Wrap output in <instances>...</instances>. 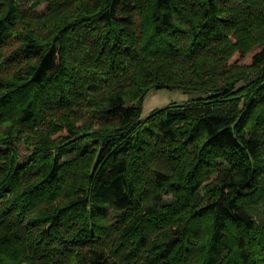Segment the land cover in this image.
<instances>
[{"label":"trees","instance_id":"16d2710c","mask_svg":"<svg viewBox=\"0 0 264 264\" xmlns=\"http://www.w3.org/2000/svg\"><path fill=\"white\" fill-rule=\"evenodd\" d=\"M0 264H264V0H0Z\"/></svg>","mask_w":264,"mask_h":264},{"label":"rangeland","instance_id":"374dc122","mask_svg":"<svg viewBox=\"0 0 264 264\" xmlns=\"http://www.w3.org/2000/svg\"><path fill=\"white\" fill-rule=\"evenodd\" d=\"M45 6L39 9L40 13L45 11ZM250 59L248 60V62ZM195 94H185L181 91L154 90L150 92L144 102L143 118L149 117L153 111L164 108L172 103L183 104L195 98ZM23 156L28 155V150L24 146H19Z\"/></svg>","mask_w":264,"mask_h":264},{"label":"water","instance_id":"95a60500","mask_svg":"<svg viewBox=\"0 0 264 264\" xmlns=\"http://www.w3.org/2000/svg\"><path fill=\"white\" fill-rule=\"evenodd\" d=\"M98 165H99V163L97 162V163L95 164V169H97ZM94 172H95V171H94Z\"/></svg>","mask_w":264,"mask_h":264}]
</instances>
